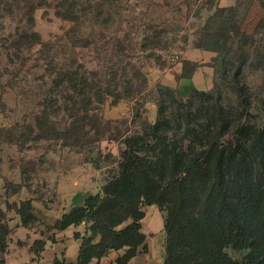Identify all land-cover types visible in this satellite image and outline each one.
I'll list each match as a JSON object with an SVG mask.
<instances>
[{"label":"rangeland","instance_id":"1","mask_svg":"<svg viewBox=\"0 0 264 264\" xmlns=\"http://www.w3.org/2000/svg\"><path fill=\"white\" fill-rule=\"evenodd\" d=\"M217 6L236 7L234 19L224 27L246 30V36L241 32L238 37L252 39V45L242 44L248 56H235L237 37L228 41L227 53L213 52L217 60L208 52L196 60L208 30L219 29L221 20L230 18L224 14L221 20L211 19ZM71 8L75 23L60 16ZM32 31L40 39L36 45ZM114 55L120 59L118 68H126L118 77L128 82L121 90L127 97L115 104L108 98L90 111L93 116L83 117L79 103L67 101L71 92L66 86L48 82L50 57L62 62L69 57L92 80L95 72L107 71L105 57ZM187 55L195 61L186 60ZM82 62L85 69L79 66ZM262 62L264 0H0V225L8 228L5 264H28L32 251L52 239L55 221L101 191L117 170L124 134L141 133L160 116L171 123L167 149L181 145L188 151V145L199 147L214 110H231L240 93L264 111ZM193 63L202 68L206 83L181 93L180 75L182 70L191 74ZM239 69L237 83L233 74ZM76 109L85 128L67 132ZM46 117L48 134L39 128L45 123L39 118ZM143 210L145 215L158 213L160 229L150 234L164 248L163 213L155 205ZM227 252L236 259L244 255L232 248Z\"/></svg>","mask_w":264,"mask_h":264},{"label":"trees","instance_id":"2","mask_svg":"<svg viewBox=\"0 0 264 264\" xmlns=\"http://www.w3.org/2000/svg\"><path fill=\"white\" fill-rule=\"evenodd\" d=\"M67 12L60 16L75 23L74 9ZM236 12L235 6H217L210 15L218 20L225 18L224 14L230 16L227 22L221 20L219 29H209L208 38L200 46L210 58L217 60L213 52L217 56L227 53L228 41L239 33L247 35L240 26L224 27ZM32 18L30 15V21ZM30 35L33 45L40 43L35 31ZM244 39H236L239 47L235 56L239 59L249 55L242 44L253 43L252 39ZM68 58L64 57L63 62L49 58L48 82L66 86L71 92L67 101L79 103L83 117L93 116L90 111L97 110L108 98L115 104L127 97L121 90L128 82L118 77L119 71L126 68H118L120 59L116 61L115 55L105 57L107 71L95 72L92 80L85 71L80 73L73 67ZM79 66L85 69L83 62ZM196 67L193 63L191 74L182 70L180 77L190 78ZM239 71L233 74L237 83ZM249 99L242 92L231 110H214L207 133L197 142L199 147L188 145V151L181 145L167 149L171 123L160 116L141 133L124 134L125 149L117 170L105 180L101 191L87 196L82 204L71 207L55 221L56 230L85 224L76 264H98L109 251L122 248L125 251L116 264H127L141 245L140 251L145 252L141 220L145 216L143 207L151 205L163 213L165 264H264V111ZM253 110L256 115L251 117ZM78 112L72 110L73 120L65 131L85 128ZM45 120L48 117L39 118L40 122ZM39 128L48 134L46 121ZM7 233L8 228L0 225V264H5L2 254ZM228 248L243 251L244 255L233 258Z\"/></svg>","mask_w":264,"mask_h":264},{"label":"crops","instance_id":"3","mask_svg":"<svg viewBox=\"0 0 264 264\" xmlns=\"http://www.w3.org/2000/svg\"><path fill=\"white\" fill-rule=\"evenodd\" d=\"M202 54V55H199ZM200 59L187 55L186 60L205 59V53H198ZM181 66L177 71L180 72ZM206 83L202 78V68L197 67L190 78L181 77L178 88L181 93H187L189 86L193 85L201 88ZM153 206V205H151ZM159 216L156 211L152 215H145L141 224V231L145 235L146 251H140L142 245L138 248L135 256L129 259L127 264H165L164 248L160 245L158 237L152 236L150 233L158 232L160 229ZM146 224V225H144ZM145 226V227H144ZM85 232V224L70 225L61 230H54L52 239L39 247L35 252L32 251L31 259L28 264H76L77 256L81 245V237ZM125 248L119 250H111L100 258L98 264H116V259L121 256ZM95 261V260H94Z\"/></svg>","mask_w":264,"mask_h":264},{"label":"built area","instance_id":"4","mask_svg":"<svg viewBox=\"0 0 264 264\" xmlns=\"http://www.w3.org/2000/svg\"><path fill=\"white\" fill-rule=\"evenodd\" d=\"M174 60H178L179 59V55H174Z\"/></svg>","mask_w":264,"mask_h":264}]
</instances>
